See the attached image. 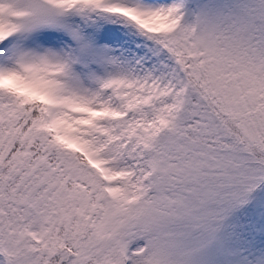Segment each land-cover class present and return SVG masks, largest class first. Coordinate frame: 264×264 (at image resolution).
I'll use <instances>...</instances> for the list:
<instances>
[{
  "label": "snow or ice",
  "instance_id": "snow-or-ice-1",
  "mask_svg": "<svg viewBox=\"0 0 264 264\" xmlns=\"http://www.w3.org/2000/svg\"><path fill=\"white\" fill-rule=\"evenodd\" d=\"M0 264H264V0H0Z\"/></svg>",
  "mask_w": 264,
  "mask_h": 264
}]
</instances>
